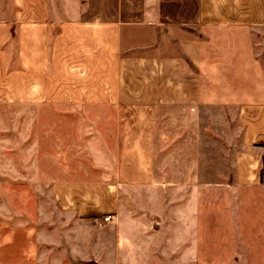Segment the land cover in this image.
<instances>
[{"label":"crops","instance_id":"obj_1","mask_svg":"<svg viewBox=\"0 0 264 264\" xmlns=\"http://www.w3.org/2000/svg\"><path fill=\"white\" fill-rule=\"evenodd\" d=\"M10 3L5 12L0 0V95H123L153 106L122 109L118 176L124 181L154 179L157 104L231 111L232 130L242 132L232 186L194 188L186 175L184 182L152 189L169 196L168 210L154 212L152 234L137 225L140 235L132 237L125 221L113 226L120 233V264H193L194 243L204 241L234 248L230 259L210 264H264V249L257 250L264 245V65L253 39L264 27V0ZM12 36L13 59L7 50ZM213 193L227 202L215 214L206 211L202 220L211 221L200 223L199 239L193 196ZM21 231L0 221V264H63L43 259L33 230ZM245 245L261 253L249 257Z\"/></svg>","mask_w":264,"mask_h":264},{"label":"rangeland","instance_id":"obj_2","mask_svg":"<svg viewBox=\"0 0 264 264\" xmlns=\"http://www.w3.org/2000/svg\"><path fill=\"white\" fill-rule=\"evenodd\" d=\"M12 7L10 0H3L5 12ZM11 38L7 50L13 59L16 43ZM253 39L264 65V27L254 30ZM45 96L0 95V221L20 231L32 229L45 260L120 264V233L113 226L125 221L131 225L130 236L136 237L140 227L152 231L154 212L168 210V194H154V187L184 182L186 175L192 176L194 188L232 186V160L242 132L232 130L231 111L192 112L167 102L155 105L154 179L140 185L118 176L125 136L122 109L152 105L122 99L123 95ZM226 200L214 193L193 196L199 239L200 223L210 225L211 220H202L206 211L215 214ZM250 246L251 251L244 246L249 257L264 249L263 245L253 251ZM233 249L232 244L194 243L193 264L225 262Z\"/></svg>","mask_w":264,"mask_h":264},{"label":"built area","instance_id":"obj_3","mask_svg":"<svg viewBox=\"0 0 264 264\" xmlns=\"http://www.w3.org/2000/svg\"><path fill=\"white\" fill-rule=\"evenodd\" d=\"M109 218H110L109 216H105V217H104V220H105V221H108Z\"/></svg>","mask_w":264,"mask_h":264}]
</instances>
